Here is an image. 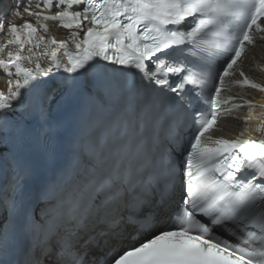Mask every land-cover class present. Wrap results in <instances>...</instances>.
Instances as JSON below:
<instances>
[{
    "label": "snow or ice",
    "instance_id": "6c2138e0",
    "mask_svg": "<svg viewBox=\"0 0 264 264\" xmlns=\"http://www.w3.org/2000/svg\"><path fill=\"white\" fill-rule=\"evenodd\" d=\"M258 41L264 0H0V264H264Z\"/></svg>",
    "mask_w": 264,
    "mask_h": 264
},
{
    "label": "bare ground",
    "instance_id": "6f19581e",
    "mask_svg": "<svg viewBox=\"0 0 264 264\" xmlns=\"http://www.w3.org/2000/svg\"><path fill=\"white\" fill-rule=\"evenodd\" d=\"M10 2V0H5V4H7V3H9ZM257 48L259 47V48H263L262 47V45H261V43L260 42H258L257 43ZM249 68L248 69H251V66H248ZM4 87H6V83H5V80L4 79H0V88H4ZM236 103H240V101H237ZM242 110H243V108H238V109H234L233 111H232V113H231V115H232V117H235V119H231L230 121H232V122H230V123H237L236 122V119L237 120H239V119H241L242 117H243V113H242ZM259 113H256L255 115H258ZM230 126V125H229ZM231 128H229V129H227V131L228 132H232V133H234L235 131L233 130V129H236L235 127H233L232 125L230 126Z\"/></svg>",
    "mask_w": 264,
    "mask_h": 264
}]
</instances>
